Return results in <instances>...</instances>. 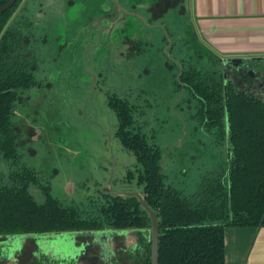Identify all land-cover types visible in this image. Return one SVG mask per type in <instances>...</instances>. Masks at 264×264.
Instances as JSON below:
<instances>
[{
  "label": "rangeland",
  "instance_id": "obj_1",
  "mask_svg": "<svg viewBox=\"0 0 264 264\" xmlns=\"http://www.w3.org/2000/svg\"><path fill=\"white\" fill-rule=\"evenodd\" d=\"M62 4L64 0H38L29 5L35 24L30 46V51L35 54L33 74L42 85L30 93L25 104L18 105L12 119L17 130L19 165L32 169L41 183V189L31 186L35 199L42 200L43 189L62 204L78 207L87 217L98 214L106 193H141L143 185L137 183L135 158L115 138L114 113L103 105L106 93H116L132 105L141 133L163 152L161 173L164 184L183 194L195 192L205 176L220 169L223 153L212 141L213 135L203 131L190 117L194 112V101L190 108L184 104L175 105L179 97L174 80L176 69L167 65L170 56L165 52L167 44L162 38L163 31L133 20L134 28L111 34L109 47L113 51L116 43L123 41L128 31H133L137 40L144 44L138 46L141 51L137 56L134 53L131 60H125L112 54L107 63L104 46H98L91 53L90 64L79 60L71 65L79 58L81 47L76 38L78 26L71 43L72 30L63 26L62 20L66 16L74 19L77 8L75 5L63 11ZM184 4L183 12L180 8L170 9L158 21L166 26L173 39L176 33L179 37H187L190 28L196 29L192 0H185ZM138 12L148 17L146 9L141 8ZM192 59L198 67L215 69L209 58L199 60L194 54ZM47 81L49 86H45ZM18 171L14 170V174ZM129 172L133 173L131 180L127 179ZM3 174L1 170L0 176ZM66 234L69 235L67 232L57 234V240L67 241L70 251L78 252L75 258L80 256L84 245L79 241V245L76 244L78 233L75 236ZM147 239L134 230L112 236L110 250L116 252V248L122 246L124 252L117 250L109 262L138 264L143 257V248L139 258L136 249L142 244L147 245ZM79 240L91 242L89 237ZM29 249L23 251L21 264L46 262L41 257L31 256L34 247ZM89 253L94 254L91 259ZM99 254V247L90 244L87 254L77 264H104ZM117 259L119 262L115 263Z\"/></svg>",
  "mask_w": 264,
  "mask_h": 264
},
{
  "label": "trees",
  "instance_id": "obj_2",
  "mask_svg": "<svg viewBox=\"0 0 264 264\" xmlns=\"http://www.w3.org/2000/svg\"><path fill=\"white\" fill-rule=\"evenodd\" d=\"M7 1L0 0V6ZM15 6L0 13V172H4L0 176V237L65 232L84 235L98 229L150 231L149 216L135 196L106 193L98 214L87 217L78 207L62 204L43 189L42 200L35 199L31 186L41 189V183L32 169L19 165L12 120L22 93L37 84L35 54L30 51L32 27L21 28L16 19L4 30ZM193 48L199 60L204 58L197 44ZM185 61L180 60V80L188 83L203 108L207 107L206 126L223 140L220 169L205 176L191 194L165 185L163 152L141 133L133 107L121 99H111L117 102L110 103L117 121L115 136L134 156L137 183L143 185L141 194L157 213V264H225V227H258L264 214V99L251 91L254 87L243 85L245 79L236 84L227 78L225 83L211 67L203 69L195 61L185 65ZM248 61V57L241 59V63ZM175 84L180 89V83ZM16 168L19 171L14 174ZM132 177L129 172L127 179ZM146 244L136 249L139 258L143 248L138 264H151L149 237Z\"/></svg>",
  "mask_w": 264,
  "mask_h": 264
},
{
  "label": "flooded vegetation",
  "instance_id": "obj_3",
  "mask_svg": "<svg viewBox=\"0 0 264 264\" xmlns=\"http://www.w3.org/2000/svg\"><path fill=\"white\" fill-rule=\"evenodd\" d=\"M23 1L24 0H16L14 5L11 7L13 8L16 5L12 16L18 10V8L20 7ZM37 1L38 0H26L23 7L21 8V10L17 14V16L13 19L12 22L16 21L17 19V20H20V23L18 25L19 27L23 28L29 25V27H32L33 29V27H35V24H34L32 12H29L28 8L30 4L36 3ZM117 1L119 4V7L125 9L126 11H122V9L116 10V8L114 7V0H64V4L61 5V8L63 11H68L73 6L76 5L77 12H74L75 13L74 19H67V16L64 17V19L62 20V24L63 26H67L69 27L70 30H72V33L70 35L71 43H73V35L75 33V27L78 26V29L76 31V38L78 39V42L80 41V44H81V47L79 49V54H78L79 58L75 60V62H73L71 65H73L79 60H80V63L84 62L86 64L88 62L90 64L93 58L91 53L92 51L97 50L98 46H101V48L104 46V49L106 52L107 63H109V60H111L110 57H112L111 56L112 54H114V57L117 59H125V60H131L133 58V55L135 54L137 56V54L141 51L138 46H143L144 44L141 40H137L135 32L133 31H128L129 33L126 32L128 33L127 37H125L123 41L121 40L120 42H118V44L116 43V45L113 47V51H111L109 47V43L111 41L110 40L111 34L113 32H117L118 34L122 31H126L128 27L134 28V24L132 23L133 20H140L141 22L147 24L149 27L159 28L162 31L165 30L168 37L164 34V31H163L162 38L165 40L167 44L166 54H169L170 56V59H169L170 62H167V65H169L171 69L172 68L176 69V76L174 80L175 82L180 83V89L176 87L177 90L179 91V97L177 101L175 102V105L184 104V105H187L188 108H190V107H193V105L190 106V104L192 101H194V104H195L194 109H193L194 112L190 115V117L195 123H197L199 126L202 127L203 131H206L210 135H213L212 141L216 143V146L219 148V151L223 153V150L220 144L223 142V140L221 139L219 134L216 133V130L214 129L209 130V128H207L206 126V124L208 123L207 107L205 106L203 108V103L197 96H195L194 89L188 83L182 82L180 79L179 81L176 80V77L179 74L180 68H181L180 76L182 75V71H183L180 60L185 58L187 60L185 61V65H188L187 62L193 63L192 56L194 54H197L196 49L193 48L194 43H195L199 47V49L197 50L200 51V54L204 57V59L209 58L212 60L213 67L215 68L214 71L216 70L219 74L222 75L225 83H226L227 78L229 79V81H233L236 84L237 82H241L245 79L246 81L244 80L243 85L255 87L259 84L261 86H264V55L263 56L261 55H252V56L251 55L249 56L247 55L246 56L223 55L217 52L210 45V43L206 39H204V37L201 35L197 27L195 30L192 28L188 30L189 36L184 37L183 35H181L179 37L177 36V33H176L173 39L171 33L168 31L166 26L162 22H158L161 19L160 18L161 13H159L158 10H159V7L161 8V5H163L162 4L163 1L152 0V2H149V3L148 2L146 3V1L144 0H117ZM175 1L176 0H166V4L168 7L173 6L170 4H173ZM144 3L146 4L147 7H145ZM181 3L182 4L180 5V8L184 10L185 9L184 0H182ZM141 8L147 10L148 17H145L140 12H138V10ZM21 14H24V15L20 18H17ZM36 14H38V12ZM141 17L143 19H141ZM46 23L49 24L50 21ZM7 27L5 26L4 30ZM2 34L0 35V37L2 36ZM103 37H104V40L102 41ZM97 39L99 41L98 43H97ZM203 47H205L206 49L205 54H207V56L203 54L204 53L202 51ZM178 52H184V53H178ZM182 54H186V56L182 57L183 56ZM76 56L77 55H75L73 60L76 58ZM244 57L250 58L251 61H248L246 63L244 62L245 64L243 62L241 63V59H243ZM228 58H234V59L238 58L240 60L239 61L235 60L234 62L223 63V61ZM259 58H261L262 61H259ZM36 81H37L36 86H33L29 90L22 93V98H20L19 100L21 104L26 103V100L30 98L31 92L36 91V89L41 87L42 84L38 80ZM49 85H50V82L47 81L45 86H49ZM185 93L187 95L186 97H184ZM111 99H121L125 101L127 100L116 93H108V94L106 93L105 94V100L103 102V105L106 109L114 113L115 128L113 132L115 136L117 121H116L115 112L110 107V103H114V102L116 103L117 101H111ZM100 231L106 232L108 230L98 229L90 233H86L84 235L82 234L76 235V239H75L76 244L84 245V251L82 252L80 256H77L76 258H75L76 255L74 257L64 256L63 258L62 256H59L58 254L53 255L51 251L46 252L47 254H45L43 251L41 253V248H39V246L37 247L35 240L27 239L33 242L34 249L31 250L30 254L32 257L36 259L37 257H41V259L46 260L45 263L39 262V264H77V261L82 256L84 257L87 254V247L91 244V246L99 247V250H100L99 258L102 259V262L104 264H114V262L112 263L109 262V258H111V256L116 254L117 250L123 252V248L122 246H120L118 249L116 248V252L110 250L111 245L109 243V240L111 239V237L109 239V238H104L100 236L99 234H95ZM119 235H115V236H119ZM81 237L82 238L89 237L91 239V242L89 241L81 242L79 240V238ZM78 241H79V244H78ZM2 248L3 246L0 247V258L1 259L6 258L10 260L11 262H16L18 256L22 253V252L21 253L18 252V253H15L12 257H9L8 251ZM77 253L78 252H75V254ZM93 255L94 254H90V253L88 254L90 259H91V256Z\"/></svg>",
  "mask_w": 264,
  "mask_h": 264
},
{
  "label": "crops",
  "instance_id": "obj_4",
  "mask_svg": "<svg viewBox=\"0 0 264 264\" xmlns=\"http://www.w3.org/2000/svg\"><path fill=\"white\" fill-rule=\"evenodd\" d=\"M161 1L160 18L170 12L169 8L177 9L182 4V0H176L168 7L166 0ZM192 13L197 29L217 52L264 55V0H192ZM251 91L264 99V86H255ZM141 233L150 237V231ZM224 239L225 264H264V226L225 227ZM26 248L31 250L33 243L26 240L22 253ZM22 253L16 262L0 258V264H21Z\"/></svg>",
  "mask_w": 264,
  "mask_h": 264
},
{
  "label": "water",
  "instance_id": "obj_5",
  "mask_svg": "<svg viewBox=\"0 0 264 264\" xmlns=\"http://www.w3.org/2000/svg\"><path fill=\"white\" fill-rule=\"evenodd\" d=\"M25 1L26 0H24L22 2L20 7L18 8V10L14 13V15L9 20L8 24L11 23L13 21V19L17 16L19 11L23 7ZM15 2H16V0H8L6 4L0 6V13H3L4 11L9 10L14 5ZM114 7L116 8V10L122 9V11H126L125 9L119 7L117 0H114ZM141 19H143V18L141 17ZM8 24L6 25V27L8 26ZM163 31H164V34L167 36L166 31L165 30H163ZM165 52H166V49H165ZM235 60L239 61L240 59L228 58V59H225L223 61V63L234 62ZM180 74H181V68H180L179 74L176 77L177 81H179V79H180ZM181 141L179 143H181ZM163 158H164V155H162V160H163ZM113 195L122 196V197L135 196L139 199L142 208L148 214L149 219H150L151 227H150L149 240L151 242V264H157V259H158V218H157V213L149 208V206L147 205V203L144 199V195H142L141 193L118 192V193H114ZM263 218H264V214H263L261 221L259 223V227L262 224ZM124 232L125 231L111 230V231H106V232L100 231V232H97L95 234H99L100 236H102L104 238H108V237H112L114 235L123 234ZM57 234L59 235L61 233L15 234V235L3 236V237H0V247L3 246V248L6 251H8L9 257H12L15 253H18V252L21 253L22 252L23 243L27 239H32V240H35L37 247L39 246V248H41V253L43 251L45 254H47L46 252L51 251V253L53 255L58 254L59 256H62L63 258H64V256H73L74 257L75 252L73 253L70 251V248L68 246L67 241H58L57 240L58 238H56V237H59V236H56ZM75 234H76L75 232H69V235H67V234L66 235L67 236H71V235L73 236ZM45 245H46V248H45Z\"/></svg>",
  "mask_w": 264,
  "mask_h": 264
}]
</instances>
